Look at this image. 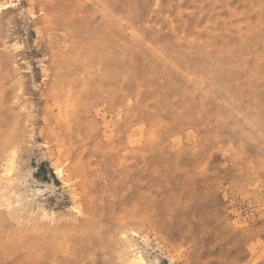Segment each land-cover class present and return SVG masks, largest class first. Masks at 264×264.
<instances>
[{
    "label": "rangeland",
    "instance_id": "1",
    "mask_svg": "<svg viewBox=\"0 0 264 264\" xmlns=\"http://www.w3.org/2000/svg\"><path fill=\"white\" fill-rule=\"evenodd\" d=\"M0 264H264V0H0Z\"/></svg>",
    "mask_w": 264,
    "mask_h": 264
}]
</instances>
